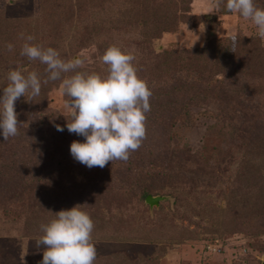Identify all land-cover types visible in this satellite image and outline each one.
Wrapping results in <instances>:
<instances>
[{
	"label": "rangeland",
	"instance_id": "obj_1",
	"mask_svg": "<svg viewBox=\"0 0 264 264\" xmlns=\"http://www.w3.org/2000/svg\"><path fill=\"white\" fill-rule=\"evenodd\" d=\"M259 1L264 0H254ZM226 4L227 0H220L219 7L216 0H0V97L10 71H35L41 92L15 102L20 116L32 119L46 109L71 114L70 97L62 92L61 82L74 73L44 83L49 75L46 65L21 55L25 43L52 47L64 60L80 58L84 65L76 71L102 77L109 68L102 56L115 45L135 56L137 75L160 79L173 71L167 57L206 47L211 40L232 41L241 35L264 49L252 21L223 12ZM29 35L32 41L26 40ZM8 44L13 45L11 51ZM171 122L169 130L158 127L145 145L156 154L155 143L160 137L168 139L176 159L186 163L193 158L204 175L201 181L177 187H167L161 175L146 176L147 195L165 196L156 204L138 195L136 185L121 188L123 192L99 187L86 193L68 176L71 189L54 193L21 187L23 171L9 180L1 174L0 264H41L46 249L36 245L44 235L41 225L55 219L59 210L78 204L94 223V264H264V217L263 227L257 222L246 226L244 221L248 215L264 213V189L251 186L252 191L243 193L234 184L249 172L264 185V117L249 133L209 108L187 103ZM23 131L18 124L17 137L33 134Z\"/></svg>",
	"mask_w": 264,
	"mask_h": 264
},
{
	"label": "trees",
	"instance_id": "obj_2",
	"mask_svg": "<svg viewBox=\"0 0 264 264\" xmlns=\"http://www.w3.org/2000/svg\"><path fill=\"white\" fill-rule=\"evenodd\" d=\"M254 3L263 8L264 1ZM162 30L166 28L162 27ZM211 41L206 47L182 50V54L178 52L167 57L165 62L173 71L164 79L138 75L148 83L152 92L149 99L151 110L146 113V137L139 149L130 153L127 161L114 160L103 168H88L70 153L73 141L85 140V137L67 130V123L72 121L71 114L46 109L32 119H25L16 111L23 132L33 130V134L4 140L0 130V176L4 173L9 180L12 174L23 171L19 181L21 187L32 191L52 190L54 193L71 189L68 176L77 179L78 188L86 193L99 187L115 193L123 192L124 187L131 189L136 185L142 198L150 193L149 186L143 182L146 176L161 175L167 187L201 181L204 172L196 168L194 159L186 163L176 159L166 144L168 139L164 141L156 135L161 141L155 143L156 154L148 149L145 141L155 135L158 127L169 130V126H173L171 118L176 111L185 109L187 103L209 108L249 133L256 131L259 124L256 121L264 117V49L257 46L253 38L241 35H235L232 41L228 37ZM57 125L64 130L58 131ZM164 145L166 147L161 148ZM234 184L235 190L243 193L252 191L251 186L256 190L264 189V185H259L249 172L239 175ZM263 217L264 213L248 215L247 220L244 219L245 225L257 222L258 227H263ZM239 221L243 222V218Z\"/></svg>",
	"mask_w": 264,
	"mask_h": 264
},
{
	"label": "clouds",
	"instance_id": "obj_3",
	"mask_svg": "<svg viewBox=\"0 0 264 264\" xmlns=\"http://www.w3.org/2000/svg\"><path fill=\"white\" fill-rule=\"evenodd\" d=\"M219 3L216 0L217 7ZM226 8L250 19L258 29V36L264 39V8L257 7L254 0H227ZM33 39L31 35L26 37L27 41ZM7 48L11 51L13 45L8 44ZM21 55L46 65L49 75L44 83L74 73L62 79L61 90L70 97L67 106L72 110L67 130L85 137L84 142L73 141L70 145L76 161L88 168H103L114 160L127 161L130 153L139 149L146 137V113L151 110L152 92L148 83L137 75L131 52L110 46L102 56V62L109 66L105 77L76 71L83 67L84 61L64 60L52 47L45 49L25 43ZM8 79L9 84L0 97V130L4 140L18 134L15 102L21 96L35 98L41 92V80L35 71L25 75L13 70ZM56 127L58 131L64 130L59 125ZM41 228L44 235L36 241L37 247L46 246L41 264H94L97 255L92 242L94 223L79 204L59 210L56 218Z\"/></svg>",
	"mask_w": 264,
	"mask_h": 264
},
{
	"label": "water",
	"instance_id": "obj_4",
	"mask_svg": "<svg viewBox=\"0 0 264 264\" xmlns=\"http://www.w3.org/2000/svg\"><path fill=\"white\" fill-rule=\"evenodd\" d=\"M163 198H165V196H158V195H156V196H151V195H147V196L145 197V201H146L148 204L152 205V204H156V202H157L158 200L163 199Z\"/></svg>",
	"mask_w": 264,
	"mask_h": 264
}]
</instances>
